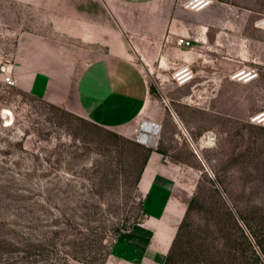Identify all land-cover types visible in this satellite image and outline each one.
Here are the masks:
<instances>
[{"label": "rangeland", "instance_id": "1", "mask_svg": "<svg viewBox=\"0 0 264 264\" xmlns=\"http://www.w3.org/2000/svg\"><path fill=\"white\" fill-rule=\"evenodd\" d=\"M109 1L0 0V264H164L167 255L138 251L131 244L136 239L127 251L118 245L145 220L137 179L149 149L187 218L185 234L209 246L224 243L221 264H264L252 236L264 213V126L250 122L264 113V30L254 24L264 17V0L256 7L253 0H234L227 23L230 9L218 3L197 13L208 46L198 45L205 53L189 66L195 76L187 85L172 79L184 66L173 55L138 56L128 47L151 98L139 118L118 130L20 85L30 72L19 67L31 59L54 73L58 63L78 69L109 54L121 35L117 19L123 29L133 26L131 7L116 2L113 15ZM77 7L89 16L77 17ZM240 14L252 18L242 23ZM142 26L134 23L146 32ZM227 40L235 46L244 40L245 62L228 61ZM245 68L258 79L233 82L234 72ZM7 76L15 85L4 82ZM171 219L177 233L180 223ZM244 237L261 262L243 258ZM146 254L152 260L141 259Z\"/></svg>", "mask_w": 264, "mask_h": 264}, {"label": "crops", "instance_id": "2", "mask_svg": "<svg viewBox=\"0 0 264 264\" xmlns=\"http://www.w3.org/2000/svg\"><path fill=\"white\" fill-rule=\"evenodd\" d=\"M121 1L132 9L133 26L123 29L117 19L121 35H117L118 42L113 47L109 46V54L96 56L78 69L72 64L58 63L54 73L46 72L45 67L37 61L36 64L33 63L34 60L31 59L28 64L19 67L30 72L28 78L20 80L21 87L52 105L112 130L123 128L139 118L146 109V104H149L151 92L128 47L138 56L150 53L162 54L164 57L173 55L175 61L179 60L184 66L193 67L199 55L205 53L198 49V45L208 46L207 26L198 22L199 12L184 9L180 4L181 0H110L113 15L117 12L114 9L118 7L116 2ZM212 1V4L218 3L230 9H227L225 23L229 22L234 13V0ZM241 7L249 9L250 6L243 3ZM253 7H256V0H253ZM76 9L77 17L89 16L78 7ZM249 13L253 14V18L259 14L257 10ZM239 18L242 23H246L252 17L240 14ZM76 22L81 25L79 20ZM134 23L142 24V29L146 32L137 31ZM179 39H184L185 43L178 45L176 41ZM219 39L220 37L215 40L213 48H219ZM224 45L227 48L226 54L232 57L228 61L245 62L244 40L243 45L239 43L235 46L229 40ZM147 48L150 51H146ZM166 178L167 174L161 170L159 159L152 152L137 186L143 197L145 220L143 224L128 231V235L121 236L118 241L120 250L127 251L131 247L128 242L136 239L131 244L139 246L138 251L146 250L153 255L168 256L176 235L171 218L176 219L179 224L184 213L173 202L170 188L165 185ZM158 238H161V242ZM140 256L141 259L152 260L148 254Z\"/></svg>", "mask_w": 264, "mask_h": 264}, {"label": "trees", "instance_id": "3", "mask_svg": "<svg viewBox=\"0 0 264 264\" xmlns=\"http://www.w3.org/2000/svg\"><path fill=\"white\" fill-rule=\"evenodd\" d=\"M62 110L66 111L64 109ZM147 151H148V155L146 156L144 165L140 170L137 183L141 178L144 168L148 162L149 155L152 152V150L150 149ZM197 201H198V197L195 196L189 203V208L192 207V205H194ZM260 206L261 209L264 210V205H260ZM255 224H256L255 227H253L252 229V236L255 239V243L257 247L259 248L261 257L264 258V213L263 216H261L259 222L257 221V219L255 220ZM187 226H188L187 218L184 217L177 228V233L175 235L171 249L164 264H177V261L179 259L177 260L176 258H183L180 259L182 264H198L200 262L204 264H221V262H219L217 259L220 258L219 257L220 256L219 254L221 253L220 250L222 249L221 247H224V243H221L219 245L213 244L209 246L207 245V243H204L205 242L204 240H201V238L198 235L194 234L193 232L191 233L189 232L185 234ZM184 236H187L188 238L186 242H184ZM244 242L246 243V248L243 249L241 254L243 258L248 259V257H253L256 259L257 262H261L260 257L257 255L256 251L253 249L252 245L249 243L246 237H244ZM184 244L186 245V247H184Z\"/></svg>", "mask_w": 264, "mask_h": 264}, {"label": "built area", "instance_id": "4", "mask_svg": "<svg viewBox=\"0 0 264 264\" xmlns=\"http://www.w3.org/2000/svg\"><path fill=\"white\" fill-rule=\"evenodd\" d=\"M212 2V0H181L180 4L184 9L200 12L207 9L212 4ZM254 24L256 28L264 30V17L259 18ZM184 43V39L177 40L178 45H183ZM194 76L195 75L189 66H183L180 67L176 73H174L172 79L178 86H184L192 82L194 80ZM258 77L259 74L256 70L245 68L234 72V74L231 76V80L246 84L257 80ZM4 82L10 86L15 85V81L11 76L5 77ZM263 114L252 117L250 122L264 126V120H262L260 117Z\"/></svg>", "mask_w": 264, "mask_h": 264}, {"label": "bare ground", "instance_id": "5", "mask_svg": "<svg viewBox=\"0 0 264 264\" xmlns=\"http://www.w3.org/2000/svg\"><path fill=\"white\" fill-rule=\"evenodd\" d=\"M260 114H261V113H260ZM260 117H261L262 120H264V114L261 115ZM143 134H144V132H143Z\"/></svg>", "mask_w": 264, "mask_h": 264}]
</instances>
